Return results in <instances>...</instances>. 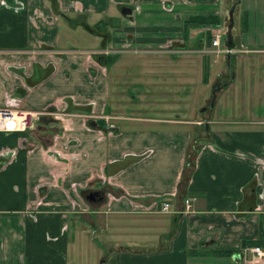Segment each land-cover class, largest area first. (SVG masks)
<instances>
[{
    "label": "crops",
    "instance_id": "crops-1",
    "mask_svg": "<svg viewBox=\"0 0 264 264\" xmlns=\"http://www.w3.org/2000/svg\"><path fill=\"white\" fill-rule=\"evenodd\" d=\"M236 1L0 0V108L36 113L32 127L0 130V264H87L90 250L96 264H239L242 241L264 243V0H238L230 41L219 44L229 54H214L213 24L189 22H224ZM138 53L163 54L166 65L122 60ZM120 67L140 68L126 97L159 106L117 110ZM195 68L202 109L236 103L210 113L200 134L161 118L186 114L179 86L193 84ZM163 198L158 231L106 255L99 237L112 228L100 214L160 213L152 204Z\"/></svg>",
    "mask_w": 264,
    "mask_h": 264
},
{
    "label": "rangeland",
    "instance_id": "rangeland-1",
    "mask_svg": "<svg viewBox=\"0 0 264 264\" xmlns=\"http://www.w3.org/2000/svg\"><path fill=\"white\" fill-rule=\"evenodd\" d=\"M231 1H233V0H231ZM258 8H259L258 9L259 14H261L262 9L260 7H258ZM251 18L253 21V18H254L253 14H251ZM223 21H224L223 23L221 21L220 23L215 24V26H214V24L211 25V27H210L211 28V32H210L211 36H212L213 31L215 32L217 25H220V24L226 25V30H227V25L229 23L227 13H226V16L223 18ZM258 23H259V28H261V20L260 21L258 20ZM252 24H253V22H252ZM220 39H221V46L223 47L225 42L227 41V34L223 33L221 35ZM138 54H140V53H138ZM129 58H135V59L143 60L144 62L157 60L158 62L163 63V66L166 65V61H165L166 57L163 54H158V53H141L140 55H129L127 58L122 59V60H127ZM131 61H133V60H131ZM211 62L214 65L213 67H216L218 64H222L224 69H226L225 68V61L223 59H221L220 62H213V58H212ZM131 63H133V62H131ZM196 63H199V62L196 60ZM138 64H140V62L136 61L135 64H132V65L138 66ZM158 69H160V68H158ZM168 69L169 68H162V70H168ZM139 71H140L139 67H131L130 70H127V71H124V68L120 67L116 72L115 78L114 79L111 78V80L113 79L112 84L114 83V80H115V82H118V83L113 84V86H112V92L113 93L110 94V99L112 98V100L115 104V108L117 110L124 112V114H128L129 112H132L133 110H131V109L137 110V109L144 107L146 105H158L159 106V103L156 101L149 102V104H146L145 101L136 100V98H140L139 95H137L135 97V99H129L126 97V93L125 94L123 93V91L125 92L128 90V88L125 90L124 82H128V80L129 81L136 80V78L138 76L137 73ZM119 73L121 74V76L119 75ZM123 73H130V74H126L127 78H123L124 77ZM132 73H135L136 75L133 74V76H132ZM191 76H192V80H193L192 85H186V86L180 85L179 86L180 91H187L188 92V94H186L184 99H180V101H179L180 102L179 106H181L185 109L184 112L186 114L184 116H179V117H177V116H169V117L164 116L161 118L179 119L182 122L186 121V122L195 123L193 126H196L198 128V130L196 132H198V134H200L204 130V125L207 122V119L209 118L210 113L212 115L217 116L218 113L222 114L225 111L232 110V108L235 107L236 103H235L234 96H231L229 99L223 101L222 105H221L222 97H220L216 106H214L212 108V110H209L210 103L208 104V106H206L205 108L202 109L203 106H200V105L203 103H200L199 97L202 95L203 92L200 91L202 86L200 85V75L197 73L196 68H195L194 72L191 74ZM199 85H200V87H199V90L197 91V88ZM167 87H168L167 88L168 90H170V89L174 90L176 88V85L175 84H173V85L167 84ZM156 89H159V88H156ZM204 89H205V87H204ZM194 90H195V96H194ZM119 92H122L124 95L123 94L118 95ZM129 94L131 95V93H129ZM169 96H171V94H169ZM178 96L181 97L180 94H178ZM172 97H175L174 93H173ZM119 99H120V101H119ZM163 103H168L167 99L163 100ZM255 108H256V110L258 108V111H260L259 109L261 108V106H256V107H254V109ZM206 109H208L209 112H207L208 110H206ZM28 119H30V118H28ZM28 119H27V121H28ZM181 121H179L178 123L181 124ZM180 124H178V125H180ZM192 153H193V151H192ZM95 198H96V195H95ZM87 201H88V199H87ZM152 207H153V211L160 212L158 210V206H156L155 204H152ZM146 213L147 214L135 215L133 217H125V218H122L121 216H111L108 214H100L101 217L98 220L100 227L105 226V221H108L109 223H111V228H112L111 232L107 231L105 236L99 237L97 235L100 239H102V243L106 246V250H107L106 255L110 254L114 249L121 247L120 244H124L125 242H129L131 239H136L135 237L130 236L132 234H137V232H139V231H149L150 234L151 233L155 234L156 231H158V230H155V228H160L163 225V223L165 222V219L163 218V215H164L163 212L162 213L161 212L160 213H153V214L152 213L149 214L150 212H146ZM115 225H117V226H115ZM123 225H124V227H123ZM129 226H134L133 230H129L133 233H130L129 231H127ZM115 227H118V228H115ZM91 231L92 230H89L88 232H91ZM95 233L97 234L98 232H95ZM93 234L94 233H92V235ZM113 243H115V244H113ZM140 246L135 245V249L137 250L139 248H145L146 247L144 245H140ZM149 246L153 247V246H157V245L150 244ZM94 249H96V248H94ZM102 254H105V253H102ZM97 258H98V255H97L96 250H90L88 257H87V261H88L87 264H92V262H94V261H95L94 264H96Z\"/></svg>",
    "mask_w": 264,
    "mask_h": 264
},
{
    "label": "built area",
    "instance_id": "built-area-1",
    "mask_svg": "<svg viewBox=\"0 0 264 264\" xmlns=\"http://www.w3.org/2000/svg\"><path fill=\"white\" fill-rule=\"evenodd\" d=\"M223 23V22H222ZM223 33H226V25H217L215 32L212 33L211 44L215 48L213 50L216 56L224 54H229L233 52L232 48L220 49V38ZM240 52H251L253 51L247 47H240L238 49ZM36 115L35 112L22 110L15 108L11 104L7 107L0 108V130L4 131H14V130H25L28 127L33 126V117ZM30 118V119H28ZM28 119V121H27ZM185 209L188 210L190 207V199L186 198L184 200ZM158 206L160 212H167L169 210L170 203L166 198L161 199L160 203L154 202ZM239 264H264V245H249L243 246L238 257Z\"/></svg>",
    "mask_w": 264,
    "mask_h": 264
},
{
    "label": "trees",
    "instance_id": "trees-1",
    "mask_svg": "<svg viewBox=\"0 0 264 264\" xmlns=\"http://www.w3.org/2000/svg\"><path fill=\"white\" fill-rule=\"evenodd\" d=\"M189 22L195 23V24H217L220 22L219 17L215 15H195L191 16L189 18ZM88 125L91 127H94L90 122H88ZM161 199L158 200L160 203ZM243 246H249V245H264L262 240L256 239V240H244L242 241Z\"/></svg>",
    "mask_w": 264,
    "mask_h": 264
},
{
    "label": "water",
    "instance_id": "water-1",
    "mask_svg": "<svg viewBox=\"0 0 264 264\" xmlns=\"http://www.w3.org/2000/svg\"><path fill=\"white\" fill-rule=\"evenodd\" d=\"M238 0L232 5V7L230 8V10L228 11V19H229V23L227 25V30H226V33L227 34V41H230V37H231V28H232V24H233V11H234V8H235V5L237 4ZM131 11L130 10H123L122 11V14L123 15H127V14H130ZM211 106L213 105V103L211 102L210 104ZM95 195H97L95 192H91L89 195H88V198L93 200L95 199Z\"/></svg>",
    "mask_w": 264,
    "mask_h": 264
}]
</instances>
